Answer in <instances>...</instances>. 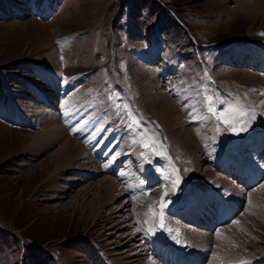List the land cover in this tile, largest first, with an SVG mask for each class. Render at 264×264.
<instances>
[{
  "label": "rangeland",
  "instance_id": "obj_1",
  "mask_svg": "<svg viewBox=\"0 0 264 264\" xmlns=\"http://www.w3.org/2000/svg\"><path fill=\"white\" fill-rule=\"evenodd\" d=\"M239 1L0 0V264H264V174L247 188L224 158L264 165V0L241 1L253 14ZM155 98L198 137L200 163L169 139ZM42 105L60 135L33 147ZM210 107L237 122L218 125ZM68 139L81 150L64 168L54 153ZM107 177L116 186L101 208L95 183ZM194 190L209 229L178 214ZM223 190L237 220L215 224ZM218 236L238 255L218 260Z\"/></svg>",
  "mask_w": 264,
  "mask_h": 264
},
{
  "label": "bare ground",
  "instance_id": "obj_2",
  "mask_svg": "<svg viewBox=\"0 0 264 264\" xmlns=\"http://www.w3.org/2000/svg\"><path fill=\"white\" fill-rule=\"evenodd\" d=\"M241 1L242 0L239 1V5L241 4ZM247 4L248 3H242L240 5V7L241 6L244 7V8L242 7L243 12H247V13L253 14V10L252 9H250V8H248V9L246 8L245 9ZM37 94H38V96H41V98L43 97L42 93L38 92ZM155 97H157V96H155ZM41 98H38V99L41 100ZM154 101L158 103L157 106H156V111L160 112L162 114V116L164 117L165 121L167 122L168 126H166V127H167V129L169 131V134H168L169 135V139L172 142L178 144L179 148H181L183 153H186L188 156H191L192 158H194L196 163H200V161H202L204 157L197 155V152H199V151H197V147H199V144H200V142L198 141V137L194 136L192 134L191 130L188 127H186V125H183V127L179 126L180 124H182V122L178 119L177 111H175L176 108L174 109L173 108L174 106L171 105V103H170L172 101H170V102L167 101L165 103V102H161L160 100H157V98H155ZM49 107H50L49 110L52 111L53 107L52 106H49ZM41 109L42 110L40 111V115L41 116L39 117V121H40L39 123H41L42 125L44 124L43 125L44 133L42 135H39L42 139H37L35 141H32L33 147H36L38 145H40L39 147H43V146L47 147L50 144L51 141L59 139V135H60V130L58 128L60 126V124L59 123L57 124L56 120L53 119L52 116H54V115H49L48 114V110L44 109L43 105H42ZM10 118H11V116H9V119ZM176 123H178L177 126H179V127H177L175 125ZM79 150H81V145L79 143H77L75 140L73 141L71 139H68V141L65 140V142H63V143L61 142V144L59 145V149H57V151L54 153V156H56L57 164L63 166L64 168H69V165L74 162L73 158H75V156H76V154L78 153ZM84 154H86V153H84ZM224 158H225L226 162L232 163V165L236 168V169H234L235 172L232 171V174H231V175H234L235 181L236 182H242L243 185L246 186L247 188H248V186L252 187V185L254 184L255 180L257 178L261 177L264 174V165H263V168H261V169L258 168L259 169L258 171H254L253 167H256L258 164L254 165L255 164L254 163L252 165V164L249 163L248 160L246 161L242 157H239L237 155L231 154L230 156L225 155ZM260 160H264V154H263V159L258 158V161H260ZM58 165H57V167H58ZM61 166H59V168H57V170H60V168L62 169ZM259 166H260V163H259ZM196 168L198 169L199 167H196ZM204 172H207L205 174V176L210 174L208 171H204ZM226 172L230 173L231 171L230 170H226ZM219 179L221 180V178H219ZM55 181H51L49 183L50 184L49 189L50 188H54L55 186H57V183ZM226 181H225L224 178H222V182H223V185H225V187L231 188L230 190H232V187H233V189L236 188L235 183H230L229 182L230 186H228V182H226ZM53 182H55V183H53ZM114 183H115V181L113 179L109 178V177L104 178L101 181H98V183H95V184L98 185V187L104 186L103 190L100 191V195L98 196V201L97 202H98V206L99 207H101V208L104 207V204H106L107 201L109 200V195H113L114 194L113 190H114V188L116 186ZM91 184H93V183H91ZM194 192H195V194L191 198V199H193L192 200L193 203H191V199L188 198V200H189L188 203H184L185 207L183 206V207H180L178 209V214H180L182 216V219L184 221H186L187 217L190 220H192L193 216L196 217L197 219L200 218L202 212L205 209L204 202H205L206 198L205 197L203 198L204 195L201 198V194L203 192L201 191L202 193L199 195V198L201 199L202 203L199 200H197V198H196L197 191L194 190ZM237 193H238V191H237ZM218 194H220V193H218ZM251 194L253 195L254 192H252ZM226 195H228V193H225V191H224V195L221 194V196L223 197V203H222L223 206L220 207V210H221V213L223 214L222 215L223 219H225L224 214L226 212V216L229 217L230 220H225V221H228V224H229V223L233 222L234 218L237 216V215L236 216L233 215V212H234L235 208L237 207L238 202H237L236 198H234V200H233V198H228V196H226ZM94 201L95 200L93 199L92 203ZM195 201L197 203L196 206L193 205ZM259 201H262V200L259 199ZM260 203H264V202H260ZM124 205H125V203H124ZM135 205H140V204H135ZM257 205H259V203ZM206 210H207V213H209V209L207 208ZM242 218H243V215H242V217H238L239 220H242ZM244 218H246V217H244ZM235 219L237 220V218H235ZM214 223L216 224V221H214ZM192 225L197 230L198 229L201 230L202 227L205 228L207 226V221L206 220H201L199 222V225H198L196 222H194V220H192ZM220 227H222V225ZM233 227L232 228H226V230L231 232ZM193 230H195V229H193ZM197 230H195L194 232H197ZM223 231H224V229H223ZM220 232H221V230H220ZM198 235L199 234H197V236ZM200 236H202V235H200ZM219 237L220 236H218V238H217L218 242H216V245L214 244V246H213V251H214L213 255L218 257V260H222V262H225L226 260L231 259V258L233 259L235 256H237L238 254L236 253L235 247L232 249V246H231V244L234 243V240L231 241L229 238H226V237L225 238L224 237H220L221 238L220 239ZM206 238H208V237H206ZM198 240L201 241V242L199 241V243L203 246L202 248H207V246H205V245H207V243L203 239H199L198 238ZM203 253L205 254L206 252L204 251ZM182 255H184V254H182ZM174 258H175L174 264H180V263L181 264H189V260L188 259L186 260L184 258V256H182V258H179L178 255H175ZM176 262H180V263H176ZM238 262H240V259H239V261L232 262V263L236 264ZM153 263L152 262L151 263L150 262H145L143 264H153Z\"/></svg>",
  "mask_w": 264,
  "mask_h": 264
},
{
  "label": "snow or ice",
  "instance_id": "obj_3",
  "mask_svg": "<svg viewBox=\"0 0 264 264\" xmlns=\"http://www.w3.org/2000/svg\"><path fill=\"white\" fill-rule=\"evenodd\" d=\"M209 111L212 112V115L215 117L218 125L220 123H223L224 125H226L228 127H231L232 125H234L237 122L235 117L227 116V114H226L227 110L225 112H216L210 107ZM65 115L67 116L68 113H65ZM241 115H244V114L241 113ZM225 130H227V127L225 128ZM232 130L233 131H245L246 129L243 128V127H240V128L233 127ZM74 131H75V129H74ZM148 146H149L148 144L144 145L145 148H147ZM105 167H108V165H105ZM165 181H166V183L168 182L167 178H165ZM171 183H172L173 187H178L180 182L177 179V180L172 181ZM166 195H167V192L162 193L160 201H159V213H160V216H159L158 227L161 228V229L164 228L163 216H164V212H165L166 208L168 207V201L165 200V196ZM149 213H153L154 214V209H153L152 205H149L148 212L144 214L145 217H146L144 223L151 225L149 227V229L147 230L146 234L151 235V234L155 233L157 225L152 224V221L147 218ZM140 230L141 229H139V228L137 229V231H140Z\"/></svg>",
  "mask_w": 264,
  "mask_h": 264
}]
</instances>
